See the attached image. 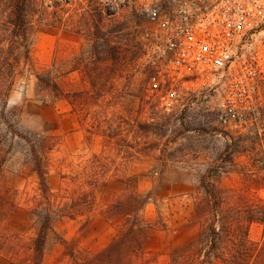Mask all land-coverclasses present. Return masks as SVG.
<instances>
[{
	"label": "rangeland",
	"instance_id": "rangeland-1",
	"mask_svg": "<svg viewBox=\"0 0 264 264\" xmlns=\"http://www.w3.org/2000/svg\"><path fill=\"white\" fill-rule=\"evenodd\" d=\"M46 7L56 28L37 27L32 73L9 97L27 141L0 151V264H32L45 218L41 264H228L204 254L228 259L246 239L250 264H264L263 127H225L207 92L164 110L148 93L135 0Z\"/></svg>",
	"mask_w": 264,
	"mask_h": 264
},
{
	"label": "built area",
	"instance_id": "built-area-1",
	"mask_svg": "<svg viewBox=\"0 0 264 264\" xmlns=\"http://www.w3.org/2000/svg\"><path fill=\"white\" fill-rule=\"evenodd\" d=\"M148 93L166 111L212 94L225 127L264 131V0H135Z\"/></svg>",
	"mask_w": 264,
	"mask_h": 264
},
{
	"label": "trees",
	"instance_id": "trees-1",
	"mask_svg": "<svg viewBox=\"0 0 264 264\" xmlns=\"http://www.w3.org/2000/svg\"><path fill=\"white\" fill-rule=\"evenodd\" d=\"M51 14L48 13L46 0H0V151L6 148L7 153H11L10 150L13 149L16 139L27 141V138L16 129L9 118V97L17 80L24 76L26 72L32 73L31 69L34 66L32 37L37 27L44 25L52 31L56 28ZM36 77L41 82V77L39 75ZM27 151L35 158L32 172L36 173L42 191L47 194L48 184L43 158H41L39 150L34 147H31ZM7 199H9L7 196L0 199V209ZM45 219L47 223H42L38 235L33 242L32 264H41L43 260L50 223V218ZM221 231H223V226H220V229L213 228L214 244L218 243L217 237L220 236ZM256 246L258 245L246 239L240 250L231 253V257L228 259L224 254H219L220 251L218 252L217 250L215 252H206L204 257L210 260L218 258L228 264H246V261L250 264L253 256L258 252ZM204 261L201 264H205Z\"/></svg>",
	"mask_w": 264,
	"mask_h": 264
}]
</instances>
